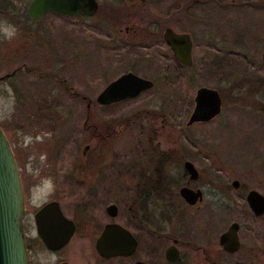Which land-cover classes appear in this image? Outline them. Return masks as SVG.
<instances>
[{
    "label": "rangeland",
    "instance_id": "rangeland-1",
    "mask_svg": "<svg viewBox=\"0 0 264 264\" xmlns=\"http://www.w3.org/2000/svg\"><path fill=\"white\" fill-rule=\"evenodd\" d=\"M9 1L14 5L12 9L17 11L18 6L24 7L27 0H0V10L10 7ZM99 1L106 4L111 0ZM184 1L187 2L147 0L142 5L160 23L167 22L178 31H188L193 36V67L186 72H179L172 65L173 61L162 43L143 48L116 39L110 42L106 37L108 33L102 12L84 18L49 14L41 19L39 25L46 32L47 41L44 60L40 46H33L25 39L27 32L22 31L21 26L26 23L21 19H17L19 23L11 20L10 10L6 11L7 14L0 12V75L8 73L21 60L28 67H37L36 71L20 72L15 78L0 80V125L7 132L14 121L12 110L16 95L10 82L14 81L18 87L16 91L25 95L26 102L18 106L17 115L40 119L41 113L48 109L45 108L47 106L40 108L42 105L37 99L42 97L47 102L55 99L61 103L60 106L48 104L52 114L50 121L45 120L46 114H43L39 121L41 124H33L23 132L14 131L13 135L10 133V136H15L13 143L17 154L28 145L29 151L25 154L28 160L40 157L39 151L45 152L47 148L52 155L51 161L55 160L53 163L87 162L81 153L83 146L89 142L88 133L82 129L87 115L85 103L80 98L69 97L55 79L39 77L38 71H59L58 76H64L72 90L94 99L116 75L127 69L136 70L142 76L155 78L159 74L167 78L156 81L152 89L134 98H125L111 106L95 105L94 119L101 124L109 121L115 130L121 125V133L107 144L109 155L104 162L119 163L127 169L131 164H138L141 157L150 153L151 142L146 137L155 131L152 144L156 145L159 140L160 146L165 148L168 137L174 147L201 148L203 153L196 158V165L213 164L220 170L217 173L224 183L229 184L237 178L241 184L257 188L264 195L262 96L257 97L260 108L225 99L217 117L185 126L188 113L193 108V94L197 86L209 85L230 95L238 90L232 85L246 87L250 78H264V63L261 60L264 0H193L188 8ZM116 6L121 8L120 4ZM15 46L19 49L10 55ZM78 54L79 60L76 59ZM152 111L163 114L153 118ZM159 124L163 125L162 128ZM34 130L40 131L34 134ZM34 136L38 139L35 140ZM235 193L232 189L228 192L234 203L225 200L229 203L225 202L228 206H223V226L245 216L248 227L243 232L244 245L238 259L240 264H264L261 253L253 257L247 249L264 247L263 222L252 219L245 200L235 197ZM31 197V204H34L46 196L39 192ZM40 258L39 255L37 259Z\"/></svg>",
    "mask_w": 264,
    "mask_h": 264
},
{
    "label": "flooded vegetation",
    "instance_id": "flooded-vegetation-1",
    "mask_svg": "<svg viewBox=\"0 0 264 264\" xmlns=\"http://www.w3.org/2000/svg\"><path fill=\"white\" fill-rule=\"evenodd\" d=\"M29 1H26L24 7L18 6L17 11L12 9L14 5L9 1L8 5L11 3V6L1 9L0 12L7 14L6 11L10 10L11 13L8 14L12 16L11 20L21 19L26 23L25 26H21L22 31L27 32L25 39L33 46H40L42 53L44 52L45 60L47 41H45L46 32L39 25L41 19L49 14L65 17L73 15L48 11L38 20H33L25 11ZM144 1L147 0H111L110 3L104 4L97 0V10L90 16L102 12L103 24L108 33L106 37L110 42L116 39V41H123L129 45L136 44L143 48L144 46H158L162 43L166 46L167 54L173 61L172 65L177 67L179 72L190 70L193 67V36L188 31H178L167 22L160 23L156 16L143 8ZM116 4H120L121 8H118ZM90 16L80 14L73 18ZM167 26L179 33L187 32L190 35L192 44L190 63L186 65L180 63L173 55L169 45L166 44L162 32ZM17 49H19L18 46L13 47L12 52H9L10 55H14V51ZM79 56L80 54L76 56L77 60L80 59ZM134 63L137 62L134 61ZM134 63L132 62V64ZM36 68L28 67L26 62L21 60L20 64L12 67L8 73L0 75L2 76L0 80L15 78L20 72L29 73L31 70L36 71ZM126 71L135 72L140 77L148 78L152 83L146 90L152 89L156 81L161 82L163 78H167V76L161 77L159 74H156L155 78H151L140 75L136 70L127 69L124 72ZM42 72L38 71L39 77L55 79L62 87L61 90L67 92L69 97L80 98L85 103L87 115L83 121L82 129L88 133L89 142L81 149V153L87 161L82 164L79 162L53 163L52 161L55 160L51 161L52 155L47 148L45 152L39 151L40 157L28 160V157L25 156L29 151L28 145L22 148L20 154H17L13 143L14 140L16 141L15 138L13 139L15 136H10V133L13 135L14 131L23 132L33 124H41L39 121L42 120L43 114H46L47 118L49 117L51 107L48 104L54 103L60 106L61 103L55 99L47 102L46 98L42 97L37 99L42 105L40 108L47 106L45 108L48 109L41 113L40 119H37V116L17 115L18 106H22L26 102L25 95L16 91L18 87L14 81L9 83L16 95L15 107L12 110L14 121L11 130L7 132L4 126H0L3 127L9 145L12 147L22 182L24 213L21 225L25 234V248L29 264H240L238 255L244 245L243 232L248 227V220L242 216V219L235 218L223 226L221 218L223 206L227 205L225 202H235L228 196V192L232 189L233 192H236L235 197L245 200L252 219L260 220L264 225V212L255 213L249 206L246 197L247 193L254 189L258 190L257 188H249L245 184H241L237 178H233L231 183L226 184L218 176L217 172L220 170L213 164L196 165V158L201 157L203 153L201 148L194 150L191 147L189 149L174 147L168 137L166 138L168 145L165 148L160 146L159 140L156 145L152 144L153 137L156 135L155 131L146 137V140L151 142L148 148L150 153L146 157H141L138 164H131L127 169L119 163L104 162L109 155L107 144L112 137L121 133V125L115 130L109 121L101 124L94 119L93 108L95 105L99 107L111 106L125 99L102 104L95 99L97 95L94 99H90L86 94L82 95L77 90H72L65 77H59V71ZM176 76L178 77V75ZM201 86H197L195 92ZM232 86L238 90L230 95L209 85L202 87H211L220 95V111L223 101L229 98L238 104L254 105L238 101V91L241 88L237 85ZM262 87L264 88V85ZM146 90L138 94L140 95ZM195 92L193 108L188 113L185 126L208 122L217 117L220 112L207 121L201 119L188 122L190 113L194 109ZM74 101L78 102L76 99ZM254 103L260 104L258 99ZM258 106L260 108L261 104ZM151 113L153 118L157 114H163L153 111ZM59 117L61 118L60 115ZM161 120L163 121V119ZM162 124H159V127L162 128ZM34 131H36L34 134H38L40 130ZM34 139L36 140L38 137L34 136ZM56 152L58 156L59 149ZM234 180L236 183H233ZM39 192L42 196L45 194V199L31 204V196ZM258 193L260 192L258 191ZM49 202L52 204L51 210L38 215L39 223H37L34 215ZM57 207L59 208L58 212ZM233 223H236L234 236L238 243L234 248L229 249L221 240V236ZM112 224L119 226V230L116 231L118 236L114 237L112 245L110 243L112 235L106 238L104 241L105 252L111 250L113 246L124 248V251L116 255L101 254L96 243L103 231H111ZM247 249L253 254V257L257 253L264 256V247L257 246ZM39 255L42 258L40 260L37 259Z\"/></svg>",
    "mask_w": 264,
    "mask_h": 264
},
{
    "label": "water",
    "instance_id": "water-1",
    "mask_svg": "<svg viewBox=\"0 0 264 264\" xmlns=\"http://www.w3.org/2000/svg\"><path fill=\"white\" fill-rule=\"evenodd\" d=\"M131 1V0H127ZM97 0H30L25 11L33 20H38L48 11L63 13L65 15H84L90 16L97 10ZM165 42L172 50L173 55L180 63L186 65L191 61L190 35L187 32H178L170 27H165L162 32ZM261 60L264 62V49L262 50ZM2 76H0L1 78ZM148 78L138 76L135 72H124L116 76L113 81L104 85L102 91L95 97L100 103L115 102L123 100L126 97H134L136 94L146 90L151 86ZM195 102L193 112L190 113L189 121H207L215 117L220 111L221 97L216 90L211 87H199L195 92ZM12 147L0 126V264H29L27 259V249L25 248L26 239L22 229V214L24 213L23 187H21V178L19 169L16 165L15 156H13ZM233 183H236L234 180ZM248 204L255 213L264 212V196L258 193V190H251L246 195ZM51 202L42 206L34 215L38 222V215L51 210ZM54 206V205H53ZM56 207V206H55ZM59 208L57 207V212ZM38 226V224H37ZM109 229V228H108ZM119 226L111 225V231L106 230L101 233L96 246L101 254H120L124 248L113 246L111 250L105 252L104 241L109 235H112L111 245L114 237L118 236L116 232ZM236 234V223L227 227V231L221 236V240L227 247L234 248L238 240ZM131 244V243H130ZM232 246V247H229ZM130 250V249H129Z\"/></svg>",
    "mask_w": 264,
    "mask_h": 264
},
{
    "label": "trees",
    "instance_id": "trees-1",
    "mask_svg": "<svg viewBox=\"0 0 264 264\" xmlns=\"http://www.w3.org/2000/svg\"><path fill=\"white\" fill-rule=\"evenodd\" d=\"M186 4V7L188 8L189 6H191L193 4V0H187L184 1ZM185 7V8H186ZM247 86H240V90L238 91L239 96H238V101H243V102H247V103H253L254 107L259 108V106L257 104H255V100H257L258 95L262 96V98L264 99V88L262 87L264 85V78H250L247 82ZM52 117V114L49 115V117L47 118L45 115V118H47V121H50Z\"/></svg>",
    "mask_w": 264,
    "mask_h": 264
}]
</instances>
